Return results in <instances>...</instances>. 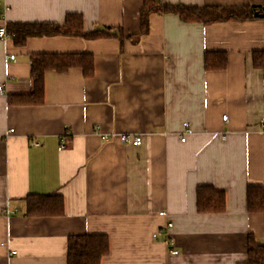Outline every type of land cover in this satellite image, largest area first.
Wrapping results in <instances>:
<instances>
[{"label": "crops", "instance_id": "obj_1", "mask_svg": "<svg viewBox=\"0 0 264 264\" xmlns=\"http://www.w3.org/2000/svg\"><path fill=\"white\" fill-rule=\"evenodd\" d=\"M163 1L264 10V0ZM143 3L4 0L7 24L79 13L86 30L122 29L125 41L0 38V264H68L69 238L84 234L108 235L102 264H240L249 235L264 245V213L247 208L248 186L264 187V69L253 64L264 17L206 25L155 13L138 38ZM207 52H225L228 66L206 70ZM36 53H91L95 72L47 71L44 103L10 104L31 91ZM202 185L226 193L224 213L198 211ZM52 193L63 215L25 214L29 194Z\"/></svg>", "mask_w": 264, "mask_h": 264}, {"label": "trees", "instance_id": "obj_2", "mask_svg": "<svg viewBox=\"0 0 264 264\" xmlns=\"http://www.w3.org/2000/svg\"><path fill=\"white\" fill-rule=\"evenodd\" d=\"M264 10L257 7L191 6L169 4L163 0H144L140 10V38L149 32L150 16L155 13H172L185 22L212 24L225 21H247L255 19V13ZM8 33L16 46H23L29 38L42 36H74L85 39L117 37L125 41L122 29L106 27L101 30H86L84 18L79 13L67 14L63 24L44 22H12ZM31 91L27 94L10 95L8 101L14 105H38L45 101V74L47 71L66 72L81 68L86 77L95 72L91 53H36L30 56ZM253 64L264 69V51L253 53ZM228 66L225 52H207L206 70H223ZM25 214L32 217L60 216L65 211V200L61 194H29L25 198ZM197 208L200 213H224L227 208L226 193L212 185L197 188ZM247 208L250 213H264V187L250 185L247 189ZM110 253V239L106 234H84L71 236L68 240V264H102ZM240 264H264V245L257 242L253 234L248 239V259Z\"/></svg>", "mask_w": 264, "mask_h": 264}, {"label": "built area", "instance_id": "obj_3", "mask_svg": "<svg viewBox=\"0 0 264 264\" xmlns=\"http://www.w3.org/2000/svg\"><path fill=\"white\" fill-rule=\"evenodd\" d=\"M3 7H4V0H0V9H2ZM0 38H2V39L10 38V35L8 33V24L6 22L5 16L1 12H0ZM11 58L14 59L15 56H11ZM2 88H3V86H0V89H2ZM227 118H228L227 115H225L223 117L224 120H227ZM105 139L108 140V139H110V137L105 136ZM121 139L124 143H126L128 141L131 144H133L134 146H140L143 143V136H141V135H135V136L122 135ZM183 140H185V138H183ZM34 143L36 144V141H34ZM64 147H65V145H63L62 148H64ZM160 214L161 215H167L166 212H161ZM173 226H174L173 222L169 221L165 227V231L167 233H169L170 230L173 228ZM169 242L173 246L175 245L174 239L170 238ZM172 254H174V255L179 254V250L173 249Z\"/></svg>", "mask_w": 264, "mask_h": 264}, {"label": "water", "instance_id": "obj_4", "mask_svg": "<svg viewBox=\"0 0 264 264\" xmlns=\"http://www.w3.org/2000/svg\"><path fill=\"white\" fill-rule=\"evenodd\" d=\"M255 15H256L257 17H264V14H261V13H258V12H256Z\"/></svg>", "mask_w": 264, "mask_h": 264}]
</instances>
